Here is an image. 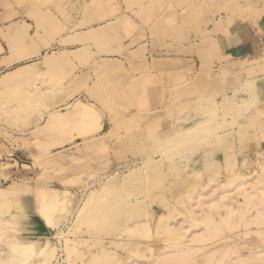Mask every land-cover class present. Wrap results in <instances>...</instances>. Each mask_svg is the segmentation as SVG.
Here are the masks:
<instances>
[{
	"label": "rangeland",
	"instance_id": "rangeland-1",
	"mask_svg": "<svg viewBox=\"0 0 264 264\" xmlns=\"http://www.w3.org/2000/svg\"><path fill=\"white\" fill-rule=\"evenodd\" d=\"M262 118L264 0H0L4 262L264 264Z\"/></svg>",
	"mask_w": 264,
	"mask_h": 264
},
{
	"label": "bare ground",
	"instance_id": "bare-ground-1",
	"mask_svg": "<svg viewBox=\"0 0 264 264\" xmlns=\"http://www.w3.org/2000/svg\"><path fill=\"white\" fill-rule=\"evenodd\" d=\"M10 191H11V190H10ZM3 192H4V191L1 189V190H0V197L3 195ZM5 192H6V191H5ZM3 197H4V195H3ZM1 198H2V197H1ZM191 206H192V205H191ZM230 209H231V208H230ZM234 209H235V208H234ZM229 213H230V212H229ZM193 214H194V212H193ZM230 214H231V215H230ZM230 214H229V215H230V216H229V219H225V220L228 221V222H227V223H228V224H227L228 227H231V226H232L230 229H236V227H234V226H235L236 223L239 222L240 219L238 220V218H240L241 215H240V213H237V214H239V216L236 215V213L233 212V209L231 210V213H230ZM237 216H238V217H237ZM257 216H258V215H257ZM202 218H203V217H202ZM234 218H237V219L235 220ZM208 219H209V218H208ZM2 221H3V220H2ZM2 221L0 222V226H1L0 228H5V230H4V232H1V233H0V246H1V245L3 246V244H1V243L6 242L7 244L5 243L4 246L8 245V243H9L10 245H12V246H10V247L12 248L16 243H15L14 241H12L13 238H11V235H12V234H15V232L12 233L13 231L10 230V233H7L8 229H11V228H9L7 225H9V226H11V227H12L13 225H10V224H9V223H10L9 220H8V221H6V220L3 221V223H5L6 225H4V224L2 223ZM5 221H6V222H5ZM205 221H206V219L204 220V222H205ZM223 221H224V220H223ZM242 221H244V222H243V223H244V224H243L244 226H248L249 224H251V223L254 222L255 220L252 219V216H251V217H249V218H245V219L242 220ZM8 222H9V223H8ZM206 222H207V221H206ZM206 222H205V223H206ZM205 223H204V224H205ZM207 223H209V220H208ZM223 223L225 224V222H223ZM197 224H198V223H197ZM209 224H210V223H209ZM212 224H213V223H212ZM224 224H222V225H224ZM205 225H206V224H205ZM218 225H219V224H218ZM2 226H3V227H2ZM207 227H208L209 232H211V233H212L213 230H215V232L213 231L215 235H216V233H217V232H216V229L219 230V227H217V226H215V225H210V226L207 225ZM226 227H227V226H226ZM33 228H34V227H33ZM35 228H36V227H35ZM168 228H170V227H168ZM220 228H221V227H220ZM222 228H223V226H222ZM166 229H167V228H166ZM170 229H171V228H170ZM248 229H249V228H248ZM1 230L3 231V229H1ZM174 230H176V229H174ZM211 230H212V231H211ZM218 230H217V231H218ZM222 230H223V229H222ZM236 230H237V229H236ZM236 230H234V232H235ZM224 231H225V230H224ZM230 231H231V230H230ZM232 231H233V230H232ZM5 232H6V234L4 235ZM29 232H31V231H29ZM11 233H12V234H11ZM220 233H222V232H220ZM7 234H9V235L11 234L10 237H9V235H7ZM217 235H218V233H217ZM222 235H223V234H222ZM12 236H15V235H12ZM218 236L221 237L220 234H219ZM195 238L201 240L202 235H199V237L196 236ZM11 239H12V240H11ZM196 239H194V240L197 241V242H200L199 245H203L204 242L206 243V241H204V242L202 241V242H201V241L196 240ZM194 240H193V241H194ZM10 241H11V242H10ZM29 241H30V240H29ZM193 241H192V242H193ZM197 242H196V243H197ZM26 243H28V242H26ZM26 243H25V244H26ZM29 243H30V245L33 244V245H32L33 247H37V246H38V245L35 244L36 242H35V243H31V241H30ZM29 243H28V244H29ZM185 243H186V242H185ZM185 243H183L182 245H184ZM202 243H203V244H202ZM34 245H35V246H34ZM187 245H188V244H187ZM187 245H184V246H183L184 249H186V250L189 249V248H186V247H189V246H187ZM2 246L0 247V248L2 249V251H3V253L0 252V264H8V263H9V260H11V259H15V258H13L15 255H13V253H11V252H10V254H4V253H8L9 251L6 250V252H5V251H4V246H3V247H2ZM15 246H16V245H15ZM10 247L8 246V247H5V248L8 249V248H10ZM200 248H201V247H200ZM184 249H183V251H180L181 254L184 253V251H185L186 253L184 254V256H185L187 253H189L188 255H190L189 250L186 251V250H184ZM194 249H195V248H194ZM14 250H16V249H14ZM176 250H177V249H176ZM176 250H175V251H176ZM178 250H180V249L178 248ZM190 250H191V249H190ZM197 250H198V249H197ZM170 252H172V251H170ZM263 253H264V252H263ZM263 253H262V254H263ZM181 254H179V255H181ZM257 254H260V253H257ZM168 255H169V254H168ZM174 255H176V254L174 253ZM188 255H187V256H188ZM166 256H167V255H166ZM169 256H170V255H169ZM169 256H168V257H169ZM177 256H178V255H177ZM164 257H165V256H164ZM164 257H163V258H164ZM179 257H180V256H179ZM185 257H186V256H185ZM190 257H192V256H190ZM246 257H248V256L246 255ZM249 257H250V258H255V255H251V256H249ZM17 258H18V257H17ZM26 258H27V257H26ZM173 258H174V257H173ZM236 258H237V257H236ZM244 258H245V257H244ZM4 259H6V262H8V263H5V262H4ZM164 259H165V258H164ZM170 259H171V258H170ZM188 259H190V258H188ZM238 259H239V258H238ZM238 259H237V260H238ZM16 260H17V259H16ZM175 260H177V259H175ZM178 260H179V259H178ZM180 260H181V257H180ZM182 260H183V259H182ZM224 260H226V262H229V261H227V259H224ZM246 260H249V259H246ZM20 261H21V260H20ZM161 261H163V260H161ZM166 261H167V260H166ZM169 261H170V260H168V262H169ZM172 261H174V259H172ZM243 261H245V260H243ZM243 261H239L240 264H248L247 261H245V263H244ZM3 262H4V263H3ZM10 262H12V261H10ZM158 262H159V260H158ZM183 262H184V261H183ZM220 262H221V261H220ZM222 262H223V261H222ZM236 262H238V261H236ZM179 263H181V262H179ZM230 263H234V261H233V262L231 261ZM157 264H159V263H157ZM225 264H226V263H225Z\"/></svg>",
	"mask_w": 264,
	"mask_h": 264
},
{
	"label": "crops",
	"instance_id": "crops-1",
	"mask_svg": "<svg viewBox=\"0 0 264 264\" xmlns=\"http://www.w3.org/2000/svg\"><path fill=\"white\" fill-rule=\"evenodd\" d=\"M252 131L256 135L258 146L264 149V118H262L257 125L253 126Z\"/></svg>",
	"mask_w": 264,
	"mask_h": 264
}]
</instances>
